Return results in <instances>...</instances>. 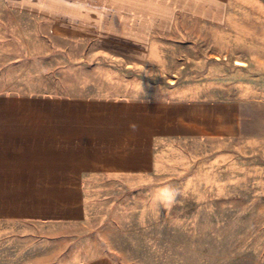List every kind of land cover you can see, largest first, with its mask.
<instances>
[{"label": "rangeland", "instance_id": "rangeland-1", "mask_svg": "<svg viewBox=\"0 0 264 264\" xmlns=\"http://www.w3.org/2000/svg\"><path fill=\"white\" fill-rule=\"evenodd\" d=\"M43 1L0 0L2 112L58 99L132 116L136 102L236 127L161 131L147 167L62 178L59 214L0 222V264H264V0ZM96 138L79 150L108 146Z\"/></svg>", "mask_w": 264, "mask_h": 264}, {"label": "crops", "instance_id": "crops-1", "mask_svg": "<svg viewBox=\"0 0 264 264\" xmlns=\"http://www.w3.org/2000/svg\"><path fill=\"white\" fill-rule=\"evenodd\" d=\"M40 3L55 7L54 2ZM23 103L21 112H2L0 107V222L36 221L59 214L58 193L65 187L61 179L71 178L75 187L77 174L89 167L149 166V141L158 132L223 134L236 127L233 115L215 108L161 110L135 102V107L130 108L132 116H118L113 110L86 118L61 107L58 99ZM96 137L108 146L89 152L79 150V146L94 142ZM126 144H135V154L124 153ZM89 264L112 263L102 259Z\"/></svg>", "mask_w": 264, "mask_h": 264}]
</instances>
